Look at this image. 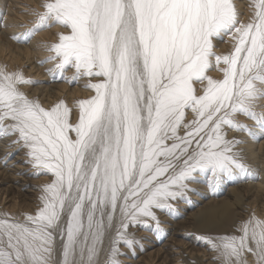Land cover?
I'll list each match as a JSON object with an SVG mask.
<instances>
[{"label": "snow or ice", "instance_id": "snow-or-ice-1", "mask_svg": "<svg viewBox=\"0 0 264 264\" xmlns=\"http://www.w3.org/2000/svg\"><path fill=\"white\" fill-rule=\"evenodd\" d=\"M249 8L242 20L235 0H40L11 38L61 25L46 71L92 94L45 105L24 87L38 81L0 65V137L49 177L31 212L0 210V264H122L120 245L140 244L129 230L164 233L157 213L178 218L190 184L259 178L228 136L264 138V0ZM196 239L217 264H264V213Z\"/></svg>", "mask_w": 264, "mask_h": 264}, {"label": "bare ground", "instance_id": "bare-ground-1", "mask_svg": "<svg viewBox=\"0 0 264 264\" xmlns=\"http://www.w3.org/2000/svg\"><path fill=\"white\" fill-rule=\"evenodd\" d=\"M235 3L237 5L238 11L240 12V18L242 20L247 19L250 14V8H249L250 0H235ZM39 4H40V0H0V8L3 9V12L0 11V65L6 64L10 69L20 68L26 77H30L38 81V83L25 85L24 87L25 90L29 93V95L38 98L43 104L48 105L49 103L56 101L58 98H64L69 105H72L76 99L86 98L87 96L91 95L92 94L91 90L83 87V84L85 83L83 79H81L78 82H74L75 85H71L67 83L65 80L51 79L50 73L47 72L46 69L51 68L53 62L50 60L45 61V58L48 57L50 54L47 51V45L51 42H55L57 39V34L61 31H64L65 29L61 25L57 24V26L51 28L52 32L48 37H43V34H39V35L37 34L32 39L30 38L27 43L14 40L11 38L15 34H21V32L23 33L25 29H27L32 25V23L35 20V16L33 15L32 10L33 9L38 10ZM26 21H29L30 23H26ZM230 48H231V42L228 36H225L223 37V39L216 41V51L218 53H226L227 51L230 50ZM40 61H45V62H40ZM72 73H73V69L68 68L64 74L66 76H71ZM209 75L213 76L214 78H222V73L216 70L215 68L209 71ZM59 81L62 82L60 83ZM258 110H264V99H261L258 102ZM71 118L73 121L77 119L76 111H73ZM239 119L243 120L245 123L247 121H251V120H247L243 116H240ZM231 133L232 131L229 130L228 135ZM234 133L236 136L239 137V139L241 138L246 139L245 144L243 143L244 144L243 155H245L244 151H246V154H248V151L250 152L253 149L251 148L252 146L256 148V152H254V150L251 151L254 153H257L258 151L261 153L260 150L264 149V140L258 142L257 140H253L249 138L244 133H236V132ZM10 140L11 139L10 138L8 139L7 137H0V210H7L11 213L31 212L38 204V196L40 194L39 186L45 183L46 181H48L49 177L47 175L40 176L39 178H37V176H30L29 175L30 171L28 170L31 166L25 163L26 160L25 151L23 149L17 150V146L15 145L10 146L9 144ZM251 152H250V156L248 154V157H251ZM261 154L262 157L261 155H259L260 158L259 160L257 158L255 166L252 163V161L251 163L253 165L249 163L250 159L249 161H246L248 158L246 156L247 157L245 160L246 163L252 169L256 170L259 178L255 180H239L235 183L234 186H232V188H234V191L231 193H233L234 199L238 202L236 203L234 202V204L232 202L233 205L230 209H228L225 212L226 215L218 219L219 221L218 224L214 223L216 225L215 226L216 229L225 227V225L227 223L229 224L230 222H232L235 219V216L238 214L239 215L243 214V217H245L252 211H255L256 214L258 215L264 213V151ZM252 156H254V154H252ZM255 156L257 155L255 154ZM254 158L256 159V157ZM254 158L253 161H255ZM197 183L198 182H196V184ZM202 185H206V184H202ZM198 186L200 187V185ZM225 186L222 185L215 192L212 193L208 192L210 195H212L211 198H213V200L210 199L207 200L206 202H204L205 205H203L202 207L209 204V202H214V201L218 202L219 200H221V198L217 199V197H219L222 194H226L225 190L227 188L225 189ZM195 192L197 191L195 190ZM205 192L203 193L202 191L201 194L206 196L208 193ZM14 193H16L17 199L13 197ZM226 195L230 196V192L229 193L227 192ZM222 202H224L223 199L220 202H218L219 203L218 205H221ZM178 206H182V205H178ZM188 207H189V203L188 206L186 207L185 205V208L183 209H187ZM211 211L212 213L208 216L209 218L207 217L209 221L215 218V215L213 213L214 209ZM182 212L185 213L184 211ZM160 217H161V227L164 229V233L162 234H156L154 232L147 231L144 228H141L140 230V227H133L129 230L130 232H132V230L138 231L137 233L134 234L137 235V239L140 241V244L135 246L134 249L132 250L126 248L123 244L120 245L121 251L125 253V255L119 257L122 264H173L172 262H170V260H172L173 258L171 254L172 252L173 253L178 252V249L180 247L179 246L180 241L173 240L171 236L167 237V234L171 233L172 231L173 234L175 233V230L177 229V227L175 226L178 223V221L172 218H170V221H167L166 220L167 218L164 219L162 215ZM190 218L191 216L187 215V220L185 217L183 223H186V221H188ZM216 219H214V221ZM181 228L182 227H180V229ZM138 236L140 237L138 238ZM194 242H196V240ZM181 245L185 247L186 243L182 242ZM104 246H105V250H107L108 240H105ZM203 249L204 248H202V250ZM192 250L195 252L193 248ZM200 254L201 252L199 253V255ZM207 257L208 255L205 258ZM104 258L105 257L102 254L101 260L103 261ZM174 259L177 260L175 257ZM211 260L213 261V258H211ZM208 262H210V260ZM176 263L178 264V262ZM214 263L217 264V262ZM211 264H213V262Z\"/></svg>", "mask_w": 264, "mask_h": 264}, {"label": "rangeland", "instance_id": "rangeland-1", "mask_svg": "<svg viewBox=\"0 0 264 264\" xmlns=\"http://www.w3.org/2000/svg\"><path fill=\"white\" fill-rule=\"evenodd\" d=\"M0 11L1 12H3V9H1L0 8ZM26 23H30L29 21H26ZM55 26H57V24H52L51 25V27H47V28H43V29H40V30H37V31H35L31 36H30V38L32 39L35 35H39V34H43V37H48L50 34H51V28L52 27H55ZM22 33V32H21ZM30 38H28V40L30 39ZM28 40H27V42H28ZM26 42V43H27ZM221 42H223V41H221ZM25 43V42H24ZM26 69H27V67H26ZM60 83L62 82V81H59ZM71 85H75L74 83L73 84H71ZM248 122V123H247ZM246 123L247 124H250V125H252L253 124V122L252 121H247ZM252 122V123H251ZM230 135V137H232V136H235V137H237V138H239L238 136H236L235 135V133L234 132H232L231 134H229ZM228 135V136H229ZM8 139L10 138L11 140L13 139V137H7ZM242 140L244 139V144H245V138H241ZM264 140V138H260L259 140H257L258 142H261V141H263ZM244 144H241V147H240V145H239V147L241 148V149H243V145ZM251 148H253L251 151H253L254 150V152H256V148L254 147V146H252ZM255 148V149H254ZM250 151V152H251ZM261 151V153H263V151H264V149H262V150H260ZM245 152V155H244V158H245V160H246V158L248 157V154H249V156H250V152L248 151V154H246V151H244ZM254 152H251V157H248L247 158V160L246 161H249V159H250V162L249 163H251V161H252V163L254 164V166L256 165L255 163H256V161H257V158H258V160H259V158H260V156L259 155H261V157H262V154L258 151L257 153H254ZM252 154H254V156H252ZM255 154L257 155V156H259V157H257V156H255ZM247 156V157H246ZM254 157H256V159H255V161H253V158ZM252 159V160H251ZM251 163V165H253ZM258 163V162H257ZM28 171H30V173H31V167L29 168V170ZM29 173V175L30 176H36V175H31ZM40 176H43V175H39V176H37V178H39ZM36 178V177H35ZM237 182V181H236ZM236 182H229V183H226V184H224V186H225V193L227 194V192L229 193L230 192V196L228 195H226V194H222V195H220L219 197H217V199H220L221 198V200L223 199V201L224 202H222L221 203V205H218L219 203L218 202H220L221 200H219L218 202L217 201H214V202H209V204H207L206 206H204V207H202L203 205H205L204 204V202H206L207 200H213V198H211L212 197V195H210L208 192H210V193H212V191H210L209 190V188H208V186H207V184L206 183H204L203 181H201V182H198L197 184H196V182H194L195 184H190V186L191 187H193V189H195L197 192H195V191H192V192H189V193H187V195H188V197H191V199L194 197V198H196V199H190V202H188V201H185V200H177V201H175L174 202V204H175V206L177 207L178 205H182V206H178L177 208L179 209V210H181V211H179V212H181L180 213V216L178 217V218H174V217H172V216H170V215H168V214H166L165 212H158L157 214H159L158 216H159V218H160V220H161V215H162V217L164 218V219H166L167 221H170V218H172V219H174V220H177L178 221V223L176 224V226L175 227H177V229L175 230V233L173 234L172 232L171 233H169V234H167V237H172V239L173 240H177V241H180L179 242V249H178V252H175L176 254H177V256H176V254L175 253H173L172 252V254H171V256H173V258H172V260H170V262H172L173 264H175L176 262H178V264H211L212 262H213V264H216V263H214V262H216V261H214V259H213V261L211 260V258H213V256H214V253L213 252H211V250L208 248V247H206V245L203 243V242H199V240L197 241V239H196V236L197 235H200V234H218V233H224V232H226V231H228V230H230L231 228H232V226L236 223V222H238L239 220H240V217L242 216L243 217V214L240 216L239 214L238 215H236L235 216V219L232 221V222H230L229 224L227 223L226 225H225V227H221L220 229H216L215 228V224H218V219H220V218H222L224 215H226L225 214V212L228 210V209H230L231 207H232V205L234 204V202L236 203V202H238V201H236L235 199H234V195H233V193H231V192H233L234 191V188H232V186H234L235 185V183ZM240 183V182H239ZM238 183V184H239ZM202 184H206V185H202ZM233 184V185H232ZM193 185V186H192ZM198 185H200V187L198 186ZM232 188H230V187ZM195 187V188H194ZM205 187V188H204ZM207 187V188H206ZM229 187V188H228ZM198 190H197V189ZM204 188V189H203ZM231 189V190H230ZM203 191V193L205 192V193H208L206 196H204V195H202L201 194V192ZM192 193H194V194H192ZM197 193H198V195H197ZM209 195V196H208ZM233 195V196H232ZM197 196V197H196ZM208 196V197H207ZM227 196V197H226ZM13 197H17V195H16V193H14L13 194ZM225 197V198H224ZM17 199V198H16ZM226 199V200H225ZM194 201H196V202H194ZM189 203V207L187 208V209H183V208H185V205H186V207L188 206V203ZM232 202H233V204H232ZM183 203V204H182ZM191 204V205H190ZM184 205V206H183ZM212 207V208H211ZM214 209V211H213V213H214V215H215V218L214 219H216L215 221H214V219H210L211 221H209V215L212 213V211L211 210H213ZM182 211H184L185 213H183ZM208 213V214H207ZM164 214V215H163ZM182 215H185V216H182ZM187 215H190L191 216V218L188 220V221H186V223H183L184 222V218L186 217V220H187ZM221 216V217H220ZM238 216V217H237ZM208 217V218H207ZM204 220V221H203ZM179 221H181V222H179ZM236 221V222H235ZM210 222H211V224H210ZM215 223V224H214ZM167 226H168V224H167ZM180 227H182L181 229H180ZM212 227H214V228H212ZM168 228V227H167ZM179 228V229H178ZM188 230H187V229ZM218 228V227H217ZM140 230H141V228H140ZM181 232H180V231ZM132 232L133 233H137L138 231H134V230H132ZM178 233V234H177ZM180 233V234H179ZM187 233V234H186ZM184 234V235H183ZM174 235V236H173ZM186 235V236H185ZM135 237H136V239H137V235H135ZM140 236H138V238H139ZM191 237H192V239H191ZM180 239V240H179ZM191 239V240H190ZM196 240V242H194ZM184 242V243H186V245H185V247H183L182 245H181V243L182 242ZM187 241V242H186ZM189 245V246H188ZM192 245V246H191ZM181 246H182V248H181ZM194 246V247H193ZM197 246V247H196ZM190 247V248H189ZM188 248V249H187ZM192 248L195 250V252L192 250ZM196 248V249H195ZM201 248V249H200ZM202 248H204L205 250H206V252H205V250L203 249L202 250ZM201 250V251H200ZM199 251V252H198ZM203 251V252H202ZM180 252H182V253H180ZM201 252V257H200V255H199V253ZM207 252H208V254H207ZM180 253V254H179ZM192 253V254H191ZM198 253V254H197ZM129 254H131V253H129ZM174 254V255H173ZM203 254V255H202ZM205 254V255H204ZM180 255V256H179ZM183 255V256H182ZM191 255V256H190ZM208 255V257L207 258H205L206 256ZM174 257L177 259V260H175L174 259ZM202 257H204V258H202ZM174 259V260H173ZM205 259H207V260H205ZM210 260V262H208ZM174 261H175V263H174ZM205 262V263H204ZM177 264V263H176Z\"/></svg>", "mask_w": 264, "mask_h": 264}]
</instances>
